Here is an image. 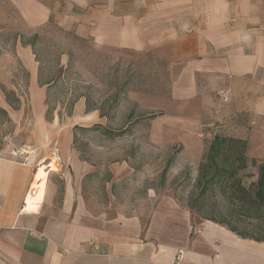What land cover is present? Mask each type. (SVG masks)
I'll use <instances>...</instances> for the list:
<instances>
[{
    "label": "crops",
    "instance_id": "obj_1",
    "mask_svg": "<svg viewBox=\"0 0 264 264\" xmlns=\"http://www.w3.org/2000/svg\"><path fill=\"white\" fill-rule=\"evenodd\" d=\"M6 1L26 28H55L62 66L80 54L126 64L124 102L148 123L152 143L203 150L207 128L223 125L264 160V0ZM21 56L36 76L32 48ZM71 133L37 163L0 155V264H264V240L193 223L167 198L146 225L138 214L94 213L83 186L93 165L71 150ZM44 164L54 168L29 208Z\"/></svg>",
    "mask_w": 264,
    "mask_h": 264
},
{
    "label": "rangeland",
    "instance_id": "obj_2",
    "mask_svg": "<svg viewBox=\"0 0 264 264\" xmlns=\"http://www.w3.org/2000/svg\"><path fill=\"white\" fill-rule=\"evenodd\" d=\"M56 34L53 27L38 33L26 28L7 1L0 0V155L32 154L40 162L49 150H61L62 136L71 130V150L93 165L83 186L94 213L106 212L109 220L138 214L146 225L167 198L187 210L193 223L210 221L264 239V208L242 206L220 185L201 193L199 164L213 140L214 125L207 128L203 150L152 143L148 123L134 104L124 102L131 85L130 73L123 71L126 64L111 67L108 60L80 54L71 66H62L63 46ZM29 47L34 65L39 64L36 76L21 56ZM78 104L83 106L78 109ZM221 131L228 136L227 128ZM255 180L247 178L245 184Z\"/></svg>",
    "mask_w": 264,
    "mask_h": 264
},
{
    "label": "trees",
    "instance_id": "obj_3",
    "mask_svg": "<svg viewBox=\"0 0 264 264\" xmlns=\"http://www.w3.org/2000/svg\"><path fill=\"white\" fill-rule=\"evenodd\" d=\"M214 128L211 131L213 140L209 142L199 164L198 185L201 193L206 194L213 185H220L228 198L237 200L242 206L256 210L264 208V160L248 154L247 140L230 133L228 136L221 135V130L225 129L223 125ZM247 178L256 180L247 186Z\"/></svg>",
    "mask_w": 264,
    "mask_h": 264
},
{
    "label": "bare ground",
    "instance_id": "obj_4",
    "mask_svg": "<svg viewBox=\"0 0 264 264\" xmlns=\"http://www.w3.org/2000/svg\"><path fill=\"white\" fill-rule=\"evenodd\" d=\"M49 167L54 168L52 165L48 166V165L44 164V165H41V168L38 171L37 182L34 185L35 187H34L33 191H31L27 197V204H28L29 208H35L37 202L39 200L41 201L40 198L43 195V192L45 191L44 190V188H45L44 182H45V179L48 175V169H50Z\"/></svg>",
    "mask_w": 264,
    "mask_h": 264
},
{
    "label": "built area",
    "instance_id": "obj_5",
    "mask_svg": "<svg viewBox=\"0 0 264 264\" xmlns=\"http://www.w3.org/2000/svg\"><path fill=\"white\" fill-rule=\"evenodd\" d=\"M224 101H226V99H224ZM14 155H16V153H13ZM26 203H27V200H26Z\"/></svg>",
    "mask_w": 264,
    "mask_h": 264
}]
</instances>
